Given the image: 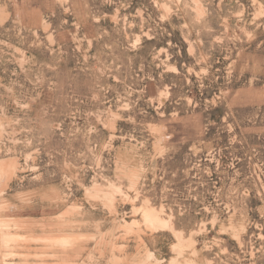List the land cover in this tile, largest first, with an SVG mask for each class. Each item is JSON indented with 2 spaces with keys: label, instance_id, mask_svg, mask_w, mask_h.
Instances as JSON below:
<instances>
[{
  "label": "rangeland",
  "instance_id": "1",
  "mask_svg": "<svg viewBox=\"0 0 264 264\" xmlns=\"http://www.w3.org/2000/svg\"><path fill=\"white\" fill-rule=\"evenodd\" d=\"M0 264H264V0H0Z\"/></svg>",
  "mask_w": 264,
  "mask_h": 264
}]
</instances>
